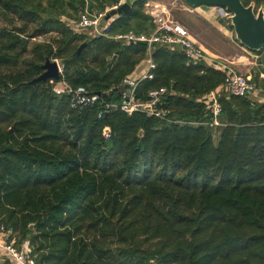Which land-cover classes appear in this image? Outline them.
<instances>
[{
	"label": "trees",
	"instance_id": "trees-1",
	"mask_svg": "<svg viewBox=\"0 0 264 264\" xmlns=\"http://www.w3.org/2000/svg\"><path fill=\"white\" fill-rule=\"evenodd\" d=\"M146 1L94 37L74 23L118 0H0L1 222L36 264H264V101L231 95L223 70L156 46L136 97L166 88L167 119L105 111L148 56L146 43L114 39L154 32ZM47 60L61 63L60 81H37ZM59 83L100 98L79 112ZM214 92L218 127L200 102ZM0 264L13 263L0 253Z\"/></svg>",
	"mask_w": 264,
	"mask_h": 264
},
{
	"label": "built area",
	"instance_id": "built-area-1",
	"mask_svg": "<svg viewBox=\"0 0 264 264\" xmlns=\"http://www.w3.org/2000/svg\"><path fill=\"white\" fill-rule=\"evenodd\" d=\"M127 2L128 0H118V3L113 8L104 13H90L86 11L81 16L80 20L74 23V28L77 31L89 29L95 32L98 36H107L109 35L108 30L110 24L106 21L108 13L112 10H117ZM147 8L149 10L146 14L152 18L155 26V30L151 35L138 36L134 33H129L126 35H117L114 39L122 41L127 45L136 42L146 43L149 54L152 53L154 47L156 46L167 47L170 50H180L186 55L188 65L197 66L200 63L208 62L211 66L223 70L227 75L225 88L231 95L238 97H252L254 99L258 98L260 88L258 87V84L253 81L251 76L236 71L233 66L226 61L222 62L220 61L221 59L210 56L207 51L194 40L190 32L184 26L169 20L170 14L166 11L165 7L161 5L153 6V4L150 3ZM206 8H212L219 11V14L222 17L229 20L232 18V14L224 8ZM104 21L107 23L106 28H102ZM60 68L62 69V67ZM155 68L156 66L151 59L149 61L147 73L140 79H132L128 77L123 83L125 90L123 91L122 102L120 104L106 105V113L110 110H121L128 115H132L134 113H147L149 116L160 120L167 119L168 112L159 108L163 98L168 94V90L166 88L149 92L148 101L145 102L138 100L136 97L138 85L146 79H153L152 71ZM260 77L264 78V74H260ZM60 86L65 87L57 89V87ZM54 91L57 94H68L70 96L71 108L79 112L94 106L100 98L99 95L89 94L83 87L71 89L64 83L57 84ZM218 96L219 94L214 92L203 96L200 100L212 116L213 123L211 124V127L220 126L219 117L222 109L218 101ZM102 114H100V117H102ZM103 135L105 140L108 141L110 139V130L106 128ZM10 237V232L0 219V253L8 256L13 264H36V256L33 255L28 244L23 247L16 246L14 241H10Z\"/></svg>",
	"mask_w": 264,
	"mask_h": 264
},
{
	"label": "rangeland",
	"instance_id": "rangeland-1",
	"mask_svg": "<svg viewBox=\"0 0 264 264\" xmlns=\"http://www.w3.org/2000/svg\"><path fill=\"white\" fill-rule=\"evenodd\" d=\"M150 3H152L153 6L161 5L165 7L166 11L170 14L169 20L184 26L190 32L195 41L202 44L207 50L216 54L217 57L221 59L220 61H226L229 63V61L239 60L240 58L242 62L239 63L240 65H243V62L247 63L248 61L241 55L240 51H244L243 54L254 62L253 71H255V73H264V53H250L246 48L241 46L240 42L236 39L231 20L222 17L219 14V11L206 7L191 8L182 0H147L145 4L146 13L149 10L147 6ZM252 3L255 4V2ZM106 24L107 23H104L102 28H106ZM3 25L4 23L0 21V26ZM84 34H87V32ZM89 35L94 37L98 36L93 31L89 32ZM54 37L56 36L48 35L37 41L45 42ZM58 63L61 67V63ZM236 69L238 70L237 66ZM256 82L261 90L260 97L262 99L264 98V81L261 82L260 79H258ZM64 87L60 86L57 87V89H62ZM218 137L219 134L215 133L214 138L216 141Z\"/></svg>",
	"mask_w": 264,
	"mask_h": 264
},
{
	"label": "water",
	"instance_id": "water-1",
	"mask_svg": "<svg viewBox=\"0 0 264 264\" xmlns=\"http://www.w3.org/2000/svg\"><path fill=\"white\" fill-rule=\"evenodd\" d=\"M140 0H128L126 4L112 10L107 15L106 21L111 20L124 12L132 9L134 4ZM191 8L216 7L224 8L232 14L231 22L236 35V39L241 46L249 52H259L264 49V6L256 10L255 4L245 6L242 0H182ZM86 44L82 45L78 54ZM44 73L37 81H60L63 70L57 61L47 60L43 65Z\"/></svg>",
	"mask_w": 264,
	"mask_h": 264
},
{
	"label": "crops",
	"instance_id": "crops-1",
	"mask_svg": "<svg viewBox=\"0 0 264 264\" xmlns=\"http://www.w3.org/2000/svg\"><path fill=\"white\" fill-rule=\"evenodd\" d=\"M89 12V11H88ZM90 13H93V12H90ZM95 13H97V12H95ZM206 51H207V53L210 55V56H212V57H217V55L216 54H214L213 52H211L210 50H207L202 44H200ZM241 52V55L242 56H244V58L246 59V60H248L247 61V63H245V62H243L242 64L243 65H240V63L239 62H242L241 61V59L239 58V60H235V61H229V64L231 65V66H233V68L236 70V71H240L241 73L243 72V74H246V75H248V76H251L252 78H253V81L257 84V82L254 80L255 79V77L257 76V75H259L258 76V79H260V81L261 82H263L264 81V78H261L260 77V74H264V73H261V72H259V73H255V71H253L254 69H253V64H254V62L251 60V59H249V57H247V56H245L243 53H244V51H240ZM251 53V52H250ZM263 53V51L261 52V54ZM241 56V57H242ZM217 58H219V57H217ZM152 59V53L149 55L148 54V56H147V58L140 64V65H138L137 66V68H136V70H135V72L130 76V78H132V79H140L143 75H145L146 73H147V71H148V68H149V61ZM220 59V58H219ZM236 66H237V68H238V70L236 69ZM238 71V72H239ZM258 87H259V85H258ZM260 92H261V90H260ZM258 100H260L261 102H263L264 101V98H262L261 99V97H260V93H259V96H258ZM26 244H27V242H25L21 247H23V246H26Z\"/></svg>",
	"mask_w": 264,
	"mask_h": 264
}]
</instances>
